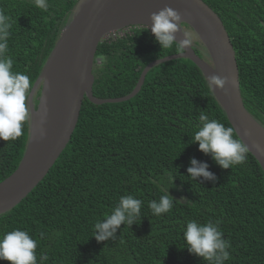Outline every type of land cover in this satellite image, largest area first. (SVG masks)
Listing matches in <instances>:
<instances>
[{
    "label": "trees",
    "instance_id": "obj_1",
    "mask_svg": "<svg viewBox=\"0 0 264 264\" xmlns=\"http://www.w3.org/2000/svg\"><path fill=\"white\" fill-rule=\"evenodd\" d=\"M203 1L225 25L244 105L264 126V0ZM78 2L48 0L44 11L33 0H0V9L13 20L6 55L14 61L13 71L28 75L33 87ZM178 53L175 44L162 50L146 27L103 41L96 54L101 64L96 60L93 71L94 96L130 95L150 63ZM40 96L41 88L35 107ZM201 111L232 127L203 72L186 58L150 70L131 100L96 105L85 99L72 139L49 173L18 206L0 215V236L15 229L29 232L39 242L37 256L49 257L46 264H207L189 253L183 232L190 220L212 221L231 243L225 264H264V171L250 153L244 164L223 169L201 152L192 143ZM29 128L30 121L15 141L0 139V183L22 161ZM192 158L207 163L215 181L191 179ZM168 192L175 199L172 209L153 215L149 202ZM124 195L143 201L139 218L132 226L121 225L115 240L98 242L95 222L110 215Z\"/></svg>",
    "mask_w": 264,
    "mask_h": 264
},
{
    "label": "water",
    "instance_id": "obj_2",
    "mask_svg": "<svg viewBox=\"0 0 264 264\" xmlns=\"http://www.w3.org/2000/svg\"><path fill=\"white\" fill-rule=\"evenodd\" d=\"M165 7L179 10L189 17L180 25L178 34L181 40L176 39L177 42L188 39L183 24L196 33L201 32L202 36L197 35L208 51L210 62L197 55L190 45L184 52L150 63L130 95L116 99L96 98L93 71L99 45L113 30L150 27L152 14ZM73 14V21L63 29L33 87L30 98L32 120L26 151L17 170L0 183V215L18 206L49 173L72 139L85 99L96 105L131 100L140 92L150 70L159 64L182 58L193 61L206 79L212 75L226 79L225 88L220 90L214 87L213 93L232 127L248 145L249 153L264 171V126L244 105L235 49L223 21L207 3L203 0H80ZM120 22L124 23L123 28L117 26ZM72 27L71 53L61 68L48 79L46 73L63 42L64 31ZM40 88L41 96L35 107L34 96Z\"/></svg>",
    "mask_w": 264,
    "mask_h": 264
},
{
    "label": "clouds",
    "instance_id": "obj_3",
    "mask_svg": "<svg viewBox=\"0 0 264 264\" xmlns=\"http://www.w3.org/2000/svg\"><path fill=\"white\" fill-rule=\"evenodd\" d=\"M35 6L47 11L48 0H33ZM151 33L162 50L176 45L178 52H184L190 45V39L177 42L176 34L182 23L181 15L171 7H165L151 16ZM12 18L0 9V139L15 141L24 134L25 124L32 120L30 98L33 84L30 77L24 73L13 71V59L6 55L9 49V36ZM208 87L220 90L225 88L226 79L217 75L207 78ZM199 126L192 138V143H198L199 150L210 154L213 160L223 169H231L245 163L250 149L234 127L225 126L217 119H210L206 112L199 114ZM41 130V135H43ZM207 163H200L195 158L190 161L187 172L191 179L203 177L215 181L216 177L209 170ZM174 198L170 192L162 195L159 201H150L148 207L155 216L169 212L173 207ZM143 201L133 195H124L116 207L105 219L94 224L93 237L98 242L116 239L117 230L121 225L126 227L136 223L141 214ZM43 237V233L40 234ZM189 253L202 258L207 264H225L230 259V241L224 238L219 224L209 221L200 224L190 220L183 232ZM38 241L29 232L15 229L0 236V260L10 264H46L49 257L36 250Z\"/></svg>",
    "mask_w": 264,
    "mask_h": 264
},
{
    "label": "bare ground",
    "instance_id": "obj_4",
    "mask_svg": "<svg viewBox=\"0 0 264 264\" xmlns=\"http://www.w3.org/2000/svg\"><path fill=\"white\" fill-rule=\"evenodd\" d=\"M161 9H164V8H161ZM175 11H177L181 15L182 22L184 20L185 21L186 20H189V17L185 16V14H183L181 11H179V10H175ZM123 24L124 23H121L120 22V23L117 24V26L122 27ZM75 25H74V27H75ZM74 27H72L69 30L64 31V34H63V37H64L63 42L61 43V45H60L57 53L55 54V56L52 59L51 65L49 67V70L46 73V78L50 79L54 75V73L56 71H58L61 68V66L64 64V62L68 59V57H69V55L71 53V47H72V43H73ZM197 34H199L200 36H202L201 32H199V31H197ZM176 39L177 40H181V38H180V36H179L178 33L176 34Z\"/></svg>",
    "mask_w": 264,
    "mask_h": 264
},
{
    "label": "rangeland",
    "instance_id": "obj_5",
    "mask_svg": "<svg viewBox=\"0 0 264 264\" xmlns=\"http://www.w3.org/2000/svg\"><path fill=\"white\" fill-rule=\"evenodd\" d=\"M74 17H75V14L72 15L69 24L73 21ZM182 26H183V29H184L183 31H184L185 35H187L188 39L191 40V45L193 47H197L198 49H200V51H201V53L203 55V58L205 60H207L208 62H210L208 51L205 48V46L203 45V43H202L201 39L199 38V36L197 35V33L193 29H191L189 26L188 27H184V24ZM130 28L131 27L124 28V29L119 30V31L110 32L107 35V39H110L112 41H117V39L125 37L129 33ZM97 63L101 64V60L98 59ZM175 196H177V197H179L180 199L183 200V197L179 193H176ZM184 200H185V198H184Z\"/></svg>",
    "mask_w": 264,
    "mask_h": 264
},
{
    "label": "built area",
    "instance_id": "obj_6",
    "mask_svg": "<svg viewBox=\"0 0 264 264\" xmlns=\"http://www.w3.org/2000/svg\"><path fill=\"white\" fill-rule=\"evenodd\" d=\"M105 40H109V39H107V37H106L103 41H105Z\"/></svg>",
    "mask_w": 264,
    "mask_h": 264
}]
</instances>
